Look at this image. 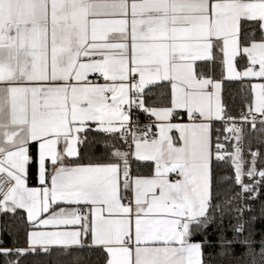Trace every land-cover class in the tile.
I'll use <instances>...</instances> for the list:
<instances>
[{
	"label": "snow or ice",
	"instance_id": "obj_1",
	"mask_svg": "<svg viewBox=\"0 0 264 264\" xmlns=\"http://www.w3.org/2000/svg\"><path fill=\"white\" fill-rule=\"evenodd\" d=\"M252 140L264 0H0V264H264Z\"/></svg>",
	"mask_w": 264,
	"mask_h": 264
},
{
	"label": "trees",
	"instance_id": "obj_2",
	"mask_svg": "<svg viewBox=\"0 0 264 264\" xmlns=\"http://www.w3.org/2000/svg\"><path fill=\"white\" fill-rule=\"evenodd\" d=\"M237 111H239V109H237ZM250 138H251L250 136L246 137V141H245V153H247V151H248L247 143H248V139H250ZM252 149L253 150H257L258 149L260 152L264 153V146H259L258 147V145H257V143H256L255 140H252ZM8 245L11 246V241L10 240L8 241Z\"/></svg>",
	"mask_w": 264,
	"mask_h": 264
},
{
	"label": "built area",
	"instance_id": "obj_3",
	"mask_svg": "<svg viewBox=\"0 0 264 264\" xmlns=\"http://www.w3.org/2000/svg\"><path fill=\"white\" fill-rule=\"evenodd\" d=\"M7 186H8L7 182L4 180L2 176H0V196L3 195L4 191H6Z\"/></svg>",
	"mask_w": 264,
	"mask_h": 264
},
{
	"label": "crops",
	"instance_id": "obj_4",
	"mask_svg": "<svg viewBox=\"0 0 264 264\" xmlns=\"http://www.w3.org/2000/svg\"><path fill=\"white\" fill-rule=\"evenodd\" d=\"M30 186H34V182H31V181H30Z\"/></svg>",
	"mask_w": 264,
	"mask_h": 264
}]
</instances>
